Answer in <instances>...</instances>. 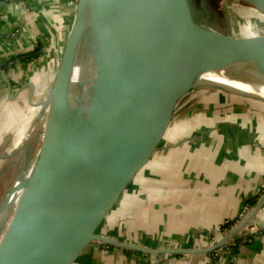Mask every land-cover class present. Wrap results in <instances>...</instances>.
Masks as SVG:
<instances>
[{
  "label": "water",
  "instance_id": "water-1",
  "mask_svg": "<svg viewBox=\"0 0 264 264\" xmlns=\"http://www.w3.org/2000/svg\"><path fill=\"white\" fill-rule=\"evenodd\" d=\"M239 1L264 18V0ZM204 18L192 0H75L54 76L32 102L43 121L37 155L0 206L18 191L0 264H73L93 242L155 255L193 251L146 248L98 229L159 149L180 100L225 87L203 74L243 81L225 71L236 67L264 83V22L220 30Z\"/></svg>",
  "mask_w": 264,
  "mask_h": 264
},
{
  "label": "crops",
  "instance_id": "crops-1",
  "mask_svg": "<svg viewBox=\"0 0 264 264\" xmlns=\"http://www.w3.org/2000/svg\"><path fill=\"white\" fill-rule=\"evenodd\" d=\"M73 16L72 0H0V152L19 150L9 159H23V144L35 141L41 118L32 102L45 97ZM32 51L33 60L19 58ZM263 182L264 96L226 85L195 89L100 231L193 251L155 255L93 242L73 264H264Z\"/></svg>",
  "mask_w": 264,
  "mask_h": 264
},
{
  "label": "rangeland",
  "instance_id": "rangeland-1",
  "mask_svg": "<svg viewBox=\"0 0 264 264\" xmlns=\"http://www.w3.org/2000/svg\"><path fill=\"white\" fill-rule=\"evenodd\" d=\"M204 5V10L207 12V17H205L204 21L212 26L216 27L220 30H231L236 29L240 27H249L258 23L264 22V18L261 17L254 9L249 7L247 4H244V9L241 7L243 2L238 0H199ZM73 6L75 8V0L73 3ZM226 72H229L230 74H234L240 77V79H250L253 82L260 83L257 78H254L253 75L247 70H239L235 69L233 67L226 69ZM248 73V74H247ZM251 75V76H250ZM253 92H257L258 94L264 96V86L263 85H256L251 86ZM192 91L189 93L192 94ZM188 93V94H189ZM198 106V104H197ZM32 120V118H31ZM31 123V121H30ZM43 127V121L40 120L39 125L35 127V141H33V145H30L28 143L26 151H27V159L25 164L23 165V159L17 156V158L9 159V157H12L13 155H17L18 151H15L12 156L6 157L5 154H9L10 152H13L11 150H8L7 152H0V206L2 201L5 198V195L7 194L8 188L11 186L12 183H14L16 177L20 174L26 175L31 168L35 157L37 155V150L39 147V143L41 140V132ZM39 128V129H38ZM27 136V140H28ZM29 142V141H28ZM27 143V142H26ZM30 145V148H29ZM9 152V153H8ZM264 185V182L262 186ZM18 194V192H17ZM16 194L11 197L10 201L6 204L5 208L0 210V235L3 232V229L5 228L12 212L13 208V202L15 201ZM243 207H247L248 205L245 204ZM111 215L106 219L105 223L103 222L102 226L106 224L107 221L110 220ZM99 227L98 231H101V227ZM143 253V252H141Z\"/></svg>",
  "mask_w": 264,
  "mask_h": 264
},
{
  "label": "bare ground",
  "instance_id": "bare-ground-1",
  "mask_svg": "<svg viewBox=\"0 0 264 264\" xmlns=\"http://www.w3.org/2000/svg\"><path fill=\"white\" fill-rule=\"evenodd\" d=\"M78 69H75L74 74H73V79L76 80L79 77ZM202 79L210 81V82H219L221 84H224L226 86L232 87L234 89H238L244 92H252L251 86L252 83L241 81V80H236V79H231L227 76L224 75V73L221 72H208L202 75ZM264 86V84H261ZM18 191L14 192V195L17 194Z\"/></svg>",
  "mask_w": 264,
  "mask_h": 264
},
{
  "label": "trees",
  "instance_id": "trees-1",
  "mask_svg": "<svg viewBox=\"0 0 264 264\" xmlns=\"http://www.w3.org/2000/svg\"><path fill=\"white\" fill-rule=\"evenodd\" d=\"M37 56V52L35 53L34 51H32V52H29V53H25V54H21V55H19V58L21 59V60H24V61H31V60H33L35 57ZM229 68H231V67H229ZM228 68V69H229ZM233 68H235V69H237L236 67H233ZM230 74V73H229ZM248 74V73H247ZM230 75H234V74H230ZM251 75H253L254 76V74H252L251 73ZM250 75V76H251ZM236 77H239V76H237L236 75ZM254 78H257L256 76H254ZM243 81H245V82H249V83H252V84H256V82H253V81H251L250 79H243ZM254 202V200L253 199H249L248 200V202H247V200H245V202L244 203H246V204H252ZM232 224V221H228V222H226L225 224H223V225H221V228L223 229V228H227V227H229L230 225ZM262 233L264 232V229H262V231H261ZM102 245H104V244H102ZM105 246V245H104ZM109 249H111V248H113L114 246H108V245H106ZM127 251V250H126ZM129 252V251H128Z\"/></svg>",
  "mask_w": 264,
  "mask_h": 264
},
{
  "label": "flooded vegetation",
  "instance_id": "flooded-vegetation-1",
  "mask_svg": "<svg viewBox=\"0 0 264 264\" xmlns=\"http://www.w3.org/2000/svg\"><path fill=\"white\" fill-rule=\"evenodd\" d=\"M195 10L198 11L203 17H207V12L204 10V5L199 0H192Z\"/></svg>",
  "mask_w": 264,
  "mask_h": 264
},
{
  "label": "built area",
  "instance_id": "built-area-1",
  "mask_svg": "<svg viewBox=\"0 0 264 264\" xmlns=\"http://www.w3.org/2000/svg\"><path fill=\"white\" fill-rule=\"evenodd\" d=\"M72 3H74V0H72ZM257 13H258V12H257ZM258 14H259V13H258ZM259 15H260V14H259ZM260 16H261V15H260ZM261 17H262V16H261ZM262 23H263V22H262ZM258 24H259V23H258ZM247 209H248L247 207H243V208H242V212H243V211H246ZM104 247H105V249H108V247H107L106 245H105Z\"/></svg>",
  "mask_w": 264,
  "mask_h": 264
}]
</instances>
